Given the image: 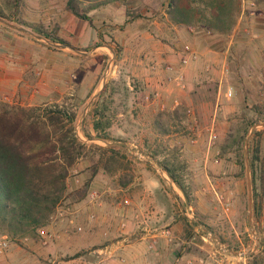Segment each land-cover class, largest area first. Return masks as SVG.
Listing matches in <instances>:
<instances>
[{"label": "rangeland", "instance_id": "1", "mask_svg": "<svg viewBox=\"0 0 264 264\" xmlns=\"http://www.w3.org/2000/svg\"><path fill=\"white\" fill-rule=\"evenodd\" d=\"M67 3L68 0H20L15 6V0H0V10L16 21L11 23L0 18L1 57L11 64L19 63V60L23 62V69L19 68L17 74L18 78L21 75L23 82L17 87L7 82L5 89L0 91V102L24 107L45 104L72 107L77 113L76 132L87 144L83 156L71 169L67 191L59 205L76 206L74 202L79 201L73 192L93 175L96 166L99 186L92 185L91 191H98L105 203L118 205L124 197L116 192V179H140L133 188L145 192L148 175L171 182L161 166L165 164L182 177L188 191L189 197L186 198L176 186L184 197L179 199L180 207L176 211L184 224L186 237L194 235L200 243L203 242L201 237L207 236L208 243L217 251L220 246L224 251L226 245L231 244L235 253L247 257L250 253H257L264 263V197L260 199V211L256 217L254 203L251 217L249 207V178L252 180L249 141L255 130L264 129V40L260 46L256 45L261 39L256 28L264 24V19L240 21L238 18L228 35L231 36L240 26L234 40L238 42L226 60L225 66L230 74L224 78L222 88L218 81H206L200 89L189 91L190 94H200L198 97L205 105L198 107L177 98L165 101L166 108L160 112L157 110L159 115L154 117L143 101L153 100L152 93L145 90L143 80L133 74L131 67L121 63L125 50L114 37L113 20H105L110 28L104 30L97 14L89 16L93 11L88 12L90 21H84L68 10ZM164 4L165 0H118L110 5L117 8V13L118 6L124 5L129 8V17L139 15L140 19H151L156 7L165 10ZM262 6L264 8V0ZM84 7L86 5L81 6ZM19 22L42 27L71 47L48 40ZM100 35L107 37L101 41ZM152 41L164 43L160 36ZM62 45L66 47L62 48ZM228 85L234 88L231 100L224 95ZM105 88V102L113 123L110 129L113 140L106 142L114 148L112 153L106 154L102 149L109 146L96 137L93 128L94 104ZM175 101L180 103L176 109L173 108ZM188 109L195 112L198 122L188 115ZM248 122L253 126L242 140ZM119 129H126V132L121 135ZM155 129L165 138L161 140V136H156ZM212 132L218 136L214 142L210 141ZM154 146L156 149H152ZM166 189L171 193L173 185H167ZM75 209L77 213L80 211L77 206ZM233 211L241 212V217L233 221L235 229L229 224ZM88 216L84 215V219L87 220ZM47 228L57 236L48 246H43L38 237L29 242L17 238L14 242L29 253H38L46 264L68 260L69 255L63 252V246L68 240L65 235L69 236V229L73 227L62 220H51ZM72 231L76 236L78 232ZM4 233L0 230V238H9ZM85 233L82 227V232L77 235ZM230 236L241 238L245 250L236 249V244L229 242ZM183 245L178 248L179 252L184 247L188 249V244ZM87 252L82 249L78 254ZM256 256L251 261L255 262Z\"/></svg>", "mask_w": 264, "mask_h": 264}, {"label": "crops", "instance_id": "2", "mask_svg": "<svg viewBox=\"0 0 264 264\" xmlns=\"http://www.w3.org/2000/svg\"><path fill=\"white\" fill-rule=\"evenodd\" d=\"M164 9L156 7L151 19L139 18L133 21L128 15L129 8L127 9L124 5L120 8L118 6L119 13L117 8L109 5L89 14L90 17L97 14L99 19H102L100 23L104 30L110 28L106 22L113 20L111 24L115 27L114 37L121 42L125 50L121 63L131 67L133 74L140 76L143 80L145 90L152 93L153 100L144 99L143 101L155 115L154 117L159 115L160 110L166 108L165 101L177 98L198 107L205 105V102L198 97L200 94H190L189 91L200 89L206 81L220 83L223 78L221 69L227 63L229 54L233 52V46L238 42H234L237 36L235 33L226 38L198 27L175 25L169 20L166 8ZM263 19L258 18V20ZM191 28L194 29L191 30ZM256 31L260 33L259 38H261L256 43L258 47L264 40L262 39L264 24L258 25ZM157 36L164 39V43L152 41V38ZM103 37L106 38L107 35ZM186 45L191 46L199 54V59L180 69L181 51ZM1 56H3L2 53H0V91L5 89L7 82L15 84L16 87L20 86L23 78L21 75L18 78L17 74L19 68L23 69L21 68L23 62L19 60V63L11 64ZM163 64H171L175 73L183 72L187 82L185 91L180 90L176 84L166 81L168 73L158 67ZM157 91L160 92L158 98L155 97ZM192 96L194 98H191ZM155 130L156 136H161V140L165 138L158 129ZM125 132L126 129L118 130L121 135ZM154 148L156 149L155 146L152 149ZM119 176H121L120 173ZM148 176L145 192H142L141 188L139 190L133 188L136 181L140 179L133 178L129 181H124L122 178L116 179L117 194L131 199V206L128 208H121L115 203L107 204L104 201L101 206L89 205L88 207V200L74 202L80 210L76 215L75 223L84 227L86 233L81 236L76 233L75 236L73 228L69 229L70 235H65L68 240L65 238L67 243L63 246V252L69 255V259L55 260L53 264H173L172 262L184 264V261L192 264H241L242 258L248 261V264H264L256 256L257 253L255 255L250 253L249 257L237 254L231 250V244L226 245L224 251L220 246L219 252L211 243H208L207 236L201 237L203 242L200 243L198 237L194 235L186 237L184 224L176 211L180 207L179 199L184 198L183 195L168 179ZM166 184L173 185L171 193L166 189ZM94 185L99 186V181L95 180ZM136 213L143 214L142 222L135 219ZM91 214H95V220L91 221L89 216L87 220L84 219V215ZM240 214V211H233L232 219L229 221L231 228L235 229L233 221L235 218H240ZM123 221L127 222L126 228H121ZM163 227L171 230V240L159 239L155 248L151 250L149 247L151 234ZM233 233L237 232L233 231ZM214 240L217 242L216 239ZM229 242H232V245L236 244V249L245 250V242L241 238L236 239L230 236ZM183 244H188L189 247L188 249L184 247L179 252ZM217 246H219L218 242ZM82 249L87 250V254L78 256V251ZM186 249L187 252H185ZM34 252L37 250L34 249ZM255 256L256 261H251ZM42 258L38 253H29L26 249L19 247V244L12 242L10 250L0 256V264H46Z\"/></svg>", "mask_w": 264, "mask_h": 264}, {"label": "trees", "instance_id": "3", "mask_svg": "<svg viewBox=\"0 0 264 264\" xmlns=\"http://www.w3.org/2000/svg\"><path fill=\"white\" fill-rule=\"evenodd\" d=\"M19 1L15 0V6ZM117 1L68 0L67 6L75 17L90 21L88 12ZM83 5L86 7L82 9ZM164 6L173 24L198 27L225 37L233 31L241 9L239 0H165ZM139 17L130 16L131 20ZM0 18L16 22L3 10H0ZM19 24L33 29L48 40L71 47L42 27ZM99 38L102 41L103 35ZM111 42L116 45L112 38ZM105 93L106 88L94 104L93 128L97 138L111 141L110 129L113 123L105 102ZM76 121L77 113L72 107L57 104L24 107L0 102V230L12 242L17 238L35 239L40 229L50 225L67 191L71 169L87 147L76 132ZM252 126L251 122L247 123L242 140H245ZM87 136L91 139L90 135ZM249 146L256 217L260 211V199L264 197V129L253 132ZM113 149L109 146L102 150L106 154L112 153ZM161 166L171 182L188 198L182 177L168 165ZM95 169L93 175L73 192L78 201L84 200L91 192L97 166Z\"/></svg>", "mask_w": 264, "mask_h": 264}, {"label": "built area", "instance_id": "4", "mask_svg": "<svg viewBox=\"0 0 264 264\" xmlns=\"http://www.w3.org/2000/svg\"><path fill=\"white\" fill-rule=\"evenodd\" d=\"M239 1H240V8H241L240 15H239L240 21H242L243 19H248V18H256V19L264 18V8L260 0H239ZM239 27L240 26H237L234 33L238 32ZM193 29L194 28H191V30ZM198 59H199V54L195 50H193L191 46L186 45L181 51L180 69L187 67L191 62L197 61ZM158 67H160L163 71L168 73V76L166 77V81L168 83L176 84L178 88L182 91H185L187 89V82H186L185 76L182 71L175 73L174 67L171 64H163V65H159ZM221 73H222L223 78H222V81L219 83L220 88H222V85L224 83V78L228 77V75L230 74V71L228 67L224 66L221 69ZM234 94H235L234 88L228 85L226 87V92L224 94L225 98L228 100H231ZM155 97L156 98L160 97L159 91L155 93ZM178 107H180V103L176 102L174 104V108L176 109ZM187 113L190 117L193 118L195 122H198V117L196 116L194 111H192L191 109H188ZM217 138L218 136L214 132L210 134L211 142H214L215 140H217ZM193 143H196V140H194ZM87 200H88V203L91 205H96V206L102 205V196L98 193V191H91L88 195ZM119 206L121 208H128L131 206V200L129 198L121 199V201L119 202ZM76 213L77 211L75 207L71 204L59 205L52 220H62L68 223L69 226L73 227V229L79 233V232H82V227L77 226L75 223ZM89 218L91 221H93L95 220L96 216L95 214H91ZM135 219L138 222H142L143 214L136 213ZM126 226H127V222L123 221L121 223V228H126ZM171 238H172V232L168 227L157 229L154 233L151 234V243L149 247L151 250H153L156 244L158 243L159 239L171 240ZM38 239L43 246H48L49 244H51L53 241L57 239V236L55 235L54 232H52L46 227L38 231ZM23 241L29 242L30 238L26 237L23 239ZM11 245H12V241L9 240V238L7 237L0 238V256L7 253L10 250ZM240 263L248 264L247 261L244 260L243 258L240 260Z\"/></svg>", "mask_w": 264, "mask_h": 264}, {"label": "water", "instance_id": "5", "mask_svg": "<svg viewBox=\"0 0 264 264\" xmlns=\"http://www.w3.org/2000/svg\"><path fill=\"white\" fill-rule=\"evenodd\" d=\"M10 26L13 27V28H16V29H18V30H20L22 32H27L25 29L18 28V27H15L13 25H10ZM38 38H41V37H38ZM61 47L62 48H65L66 46L65 45H62ZM102 142L105 143L107 146L111 145V143H108V142H106L104 140ZM253 203H254L253 186H252V180L249 178V207H250V217H251V213L253 211Z\"/></svg>", "mask_w": 264, "mask_h": 264}]
</instances>
